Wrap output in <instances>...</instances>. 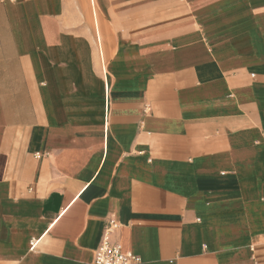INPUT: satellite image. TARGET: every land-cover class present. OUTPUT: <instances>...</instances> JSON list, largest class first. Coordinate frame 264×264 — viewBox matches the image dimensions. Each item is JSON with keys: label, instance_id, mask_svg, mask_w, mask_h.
<instances>
[{"label": "crops", "instance_id": "crops-1", "mask_svg": "<svg viewBox=\"0 0 264 264\" xmlns=\"http://www.w3.org/2000/svg\"><path fill=\"white\" fill-rule=\"evenodd\" d=\"M109 219L136 264H264V0H0V264Z\"/></svg>", "mask_w": 264, "mask_h": 264}, {"label": "built area", "instance_id": "built-area-1", "mask_svg": "<svg viewBox=\"0 0 264 264\" xmlns=\"http://www.w3.org/2000/svg\"><path fill=\"white\" fill-rule=\"evenodd\" d=\"M115 225L113 219L108 220L101 243L94 250L91 264H136L139 262L137 255L123 251L119 244L110 241L109 232Z\"/></svg>", "mask_w": 264, "mask_h": 264}]
</instances>
